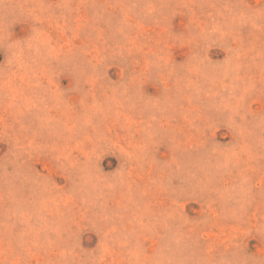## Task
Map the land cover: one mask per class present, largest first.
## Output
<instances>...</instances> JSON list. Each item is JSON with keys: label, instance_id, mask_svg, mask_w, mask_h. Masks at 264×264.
Wrapping results in <instances>:
<instances>
[{"label": "rangeland", "instance_id": "obj_1", "mask_svg": "<svg viewBox=\"0 0 264 264\" xmlns=\"http://www.w3.org/2000/svg\"><path fill=\"white\" fill-rule=\"evenodd\" d=\"M0 264H264V0H0Z\"/></svg>", "mask_w": 264, "mask_h": 264}]
</instances>
